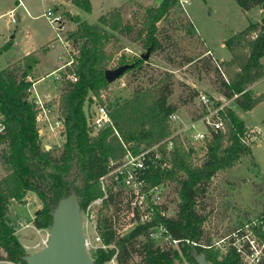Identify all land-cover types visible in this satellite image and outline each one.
<instances>
[{
    "label": "trees",
    "instance_id": "16d2710c",
    "mask_svg": "<svg viewBox=\"0 0 264 264\" xmlns=\"http://www.w3.org/2000/svg\"><path fill=\"white\" fill-rule=\"evenodd\" d=\"M64 1L72 2L83 10H91V0ZM236 1L244 11L257 8L264 11V0ZM176 2L162 0L158 6L147 7L141 26L136 29L125 21L119 7L102 14L99 22L147 49L151 47L154 52L162 47L163 39L170 38L168 33H162L158 24ZM69 17L77 27L66 34L65 40L76 52L71 53L73 62L66 69L74 71L78 80L72 81L65 74L59 88L58 110L64 125L61 147L43 145L36 112L28 98L31 85L28 77L37 62L35 50L22 58L25 65L20 74L17 65L20 63L0 71V112L7 125L5 134L0 136V144L4 145L1 158L7 170V174L0 177V264H4L3 261L27 264L24 256L28 253L8 217L11 201L24 202L28 192L35 193L42 207L36 211L33 224L44 228L52 223L57 201L72 189L77 192L82 209L101 196L99 177L111 168L112 158L118 160L125 155L128 144L132 150L138 151L142 146L153 145L173 133L170 115L179 108V104L169 101L173 93V74L164 72L160 78H150V85H136L126 98L109 94L103 99L102 91L111 84L106 80L105 71L122 45L99 25L79 16ZM188 32L192 34V25ZM226 44L231 58L220 62L225 67L227 78L217 67L214 69L217 89L224 97L233 98L238 108L250 110L264 100V92L255 94L250 89L264 75L261 61L264 56V14L259 21L250 23L228 38ZM8 47V43L0 47V55ZM144 63L142 57L132 61L122 58L118 65L131 64L126 72L135 71L138 75ZM190 92L187 96H180V104L189 103L199 94L196 89ZM94 95L106 104L111 118L109 126L95 128L88 121L85 106L93 102ZM218 115L224 121V129L215 130L208 126L211 136L201 161L188 162L180 136L174 135L170 138L174 147L169 151L173 171H163L158 167L156 175L151 176V180L166 178L179 184L181 199L176 215L159 218L175 238H191L198 242V246L188 245L184 240L177 247L156 245V241L149 237V224H138L122 234L116 221L125 205L124 191L110 188L104 207L112 208L111 214L98 221L100 236L109 248L96 249L95 264H103L114 256L118 264H175V260L181 258L180 252L191 264H198L193 255L195 251L204 253L213 264H241L236 252L230 251L221 257L213 246L210 247L211 239H205L202 229L205 217L197 207L199 197L206 193L219 170L233 167L244 156L253 153L249 129L235 109L223 107ZM160 149L165 155V148Z\"/></svg>",
    "mask_w": 264,
    "mask_h": 264
},
{
    "label": "rangeland",
    "instance_id": "374dc122",
    "mask_svg": "<svg viewBox=\"0 0 264 264\" xmlns=\"http://www.w3.org/2000/svg\"><path fill=\"white\" fill-rule=\"evenodd\" d=\"M28 8L27 13L23 7L17 6V0H0V47L6 43L9 47L0 55V71L9 65L20 63L18 73L24 69V55L35 50L37 62L31 71V79H37L43 74L52 71L56 66H63L71 59L70 54L76 50L69 43L65 45L66 34L76 29L77 24L69 17L79 16L91 24L99 25L104 30L112 33L115 41L122 45V49L115 54L110 61L109 68L118 67L121 59L132 61L140 58L146 53L147 48L131 38L123 36L99 22V17L114 7L122 8L123 16L128 24L134 29L141 26V21L146 8L158 6L162 0H91V10L86 11L76 4L64 0H23ZM185 1V0H184ZM186 11L178 2L173 6L167 16L159 22L162 33H168L170 38L163 39V45L158 50L150 52V56L143 64V70L137 75L135 71L125 72L117 80L110 84V87L102 91V97L107 95L117 98H126L132 92V88L140 84L146 86L150 78H160L162 73L173 74V93L169 101L179 104L175 115L171 120L173 133L153 144L157 149L167 147L166 141L174 135L180 136V141L187 153V161L195 163L201 161L210 139L208 124L205 120L211 119L215 112L223 107H231L241 119L245 121L249 129L248 134L259 131L250 140L252 143V154L244 156L238 164L225 170H219L213 178L207 191L198 199V210L205 219L202 223L204 236L211 239L213 249L223 257L230 251H234L230 246V237L237 229L245 227L247 223L264 214V100L250 110L238 108L233 98L224 97L217 89V75L215 67L222 75L225 74V67L220 62L228 60L231 54L228 50L226 40L247 27L250 23L259 21L264 11L260 8L247 12L244 11L236 0H187ZM17 6L15 18L11 21L8 12ZM49 8L57 9L63 13V25L59 29L52 26L44 13ZM58 13V12H57ZM33 17H32V16ZM192 23V24H190ZM192 25V34L189 26ZM164 35V36H165ZM66 41V40H65ZM66 46V47H65ZM73 58V57H72ZM194 59L193 61H189ZM264 64V56L261 58ZM220 66V67H219ZM60 72H64L61 70ZM55 75H50L44 79L37 87L43 93H50L59 101V88H55L51 81ZM150 85V84H148ZM191 89H196L200 94H206L212 98L210 107H204L199 99V94L189 103L180 104V96L190 94ZM255 94L264 92V75L250 86ZM92 101L100 102L95 95ZM90 105V106H88ZM55 115H59L58 104ZM87 111L94 112L93 103H87ZM202 116H199L201 115ZM200 117V118H198ZM198 118V119H196ZM204 119V120H203ZM90 123V119L88 120ZM92 125V123H90ZM193 125V126H192ZM64 127V125H63ZM205 134L204 139L195 137L197 133ZM43 145L62 146V137L53 136L47 130L42 136ZM147 144V143H146ZM130 144H128L127 148ZM4 145L0 144V177L7 174L6 167L1 158ZM150 147L142 146L141 149ZM174 147V141L172 146ZM131 149V148H130ZM164 162L167 164L166 171H173L171 154L165 153ZM122 160V158H120ZM119 161L111 159L110 162ZM162 164V165H163ZM163 167V166H162ZM164 169V168H163ZM79 183V182H77ZM151 185L158 184L161 193L159 203L166 208V215H176L180 195L179 184L172 180L163 178L153 179ZM100 184V183H99ZM110 183L107 185L108 188ZM101 187V185H100ZM102 195L93 199L84 209H82L85 225V235L88 242V249L96 258L95 251L98 248L107 249L108 245L103 240L98 231V221L101 217L111 214L112 208L104 207V195L106 192L101 187ZM150 195L149 201L152 202ZM159 204V205H160ZM42 207L38 196L33 192H28L24 202L13 200L9 205L8 217L15 225V234L24 247L26 253H32L41 249L37 244L49 233L50 225L44 228H37L33 224L36 211ZM130 214L119 216V222L126 229ZM127 216V217H126ZM129 216V217H128ZM159 219V217L156 215ZM118 220L116 221L119 223ZM29 224V226H26ZM120 226V225H119ZM129 230L126 229L127 233ZM100 236L101 239L98 237ZM188 245H192L191 238ZM156 245L161 247L173 246L167 242L157 241ZM175 245L174 247H177ZM181 258L175 260V264H191L187 256L180 252ZM240 257V254L237 253ZM241 261V257H240ZM4 264H19L11 261H3ZM103 264H118L115 256Z\"/></svg>",
    "mask_w": 264,
    "mask_h": 264
},
{
    "label": "built area",
    "instance_id": "2783aa9c",
    "mask_svg": "<svg viewBox=\"0 0 264 264\" xmlns=\"http://www.w3.org/2000/svg\"><path fill=\"white\" fill-rule=\"evenodd\" d=\"M178 2L186 11L185 3L187 4L188 1L178 0ZM18 4L23 5L22 0H19ZM15 13L16 8H13L8 12V15L11 16L12 22L17 21ZM44 15L52 26L58 28L59 25V29H61L60 27H62L64 21L63 13L57 11V9L49 8ZM63 41L66 46L69 45L68 41ZM70 56L71 59L68 60L66 64L64 63L63 66H60L47 74H43L35 80L31 79L30 76L28 77V80L31 82V85L28 88V98L34 106L36 123L42 136H44L46 131L49 130L53 136L62 137L63 121L59 115H55L57 109L56 106L58 104L55 101V97L50 93H43L37 85L50 75H55L51 84H54V87L57 89L61 87L65 74L66 78H69L72 81H77V74L74 71H67L66 69V67H70L73 62L72 55L70 54ZM61 70L64 72H60ZM199 99L204 107H210L212 105V98L206 94L200 93ZM92 103L95 108L94 112L87 111V117L88 120L90 119V123H92L95 128H101L105 126L106 122H111L110 114L106 105L97 101H93ZM214 114L215 115H213L211 119L207 118V120H205L206 123L212 129H224L223 119L218 115V112H215ZM170 118L171 120H174L176 118L175 113L170 115ZM6 129L7 125L4 115L0 112V136L5 134ZM258 132L259 131L254 130L250 137L252 138L254 135L256 136ZM195 137L203 140L205 134L199 132L195 134ZM166 144L167 147L165 146V153H168L170 151L168 149L172 146V140L169 139V141H166ZM126 149V153L122 157V160L119 159V161L110 162L111 168L99 177V183L103 191L106 192L104 198L108 196L110 188H112L113 191H124L125 205L119 212V216L122 215V213L125 215L128 213L130 214V217L128 216V227H126V229L130 230L138 224H149V237L156 242L163 241L173 246L178 245L183 240L189 242L187 238H175L160 220L161 217H167L166 208L162 207V204L158 201L160 200L159 194L161 193L158 184L151 185V176L156 175V169L160 167L161 170L165 171L167 168L166 162L163 164L164 158L162 157L165 155L162 154L160 147L155 149L150 145V147L138 151H134L130 148ZM109 183L110 188L107 187ZM150 195H156L155 197H152V202L149 201ZM156 215L160 218L158 219ZM117 220L119 222V217ZM26 226H29V224ZM117 227H119V231L122 234L126 231V229H123L124 227L120 222L117 223ZM98 238L101 239L100 236ZM48 240L49 233L45 238L41 239L37 246H41V248L44 247L47 245ZM192 245L198 246V242L192 241ZM211 246H213V244L210 245V247ZM230 246L240 254L241 264H264V214L247 223L245 227L234 231L230 237Z\"/></svg>",
    "mask_w": 264,
    "mask_h": 264
},
{
    "label": "water",
    "instance_id": "95a60500",
    "mask_svg": "<svg viewBox=\"0 0 264 264\" xmlns=\"http://www.w3.org/2000/svg\"><path fill=\"white\" fill-rule=\"evenodd\" d=\"M151 47L141 57L147 60ZM131 64L119 65L105 71L109 83L117 80ZM110 121L105 123L109 126ZM63 136L64 133L62 132ZM49 148V145H48ZM198 264H213L204 253H193ZM27 264H95L85 235L82 207L77 192L72 189L66 196L61 197L52 212V223L49 228L47 245L40 250L24 256Z\"/></svg>",
    "mask_w": 264,
    "mask_h": 264
},
{
    "label": "crops",
    "instance_id": "0c3cea01",
    "mask_svg": "<svg viewBox=\"0 0 264 264\" xmlns=\"http://www.w3.org/2000/svg\"><path fill=\"white\" fill-rule=\"evenodd\" d=\"M17 1H18V3H19V0H17ZM22 2H23V5H19V4H18L17 6H21V7H23L24 10H25L27 13H29L28 8H27V6L25 5V3H24L23 0H22ZM17 6H15V7H13V8H17ZM13 8H11V9H13ZM11 9H10V10H11ZM10 10H9V11H10ZM253 10H256V9H253ZM253 10H251V11H253ZM249 12H250V11H249ZM31 16H32V15H31ZM32 17H33V16H32ZM26 55H27V54H26ZM24 56H25V55H24ZM22 58H23V57H22ZM230 58H231V57H230ZM230 58H229V59H230ZM229 59H228V60H229ZM58 67H59V66H56V68H54L53 70L57 69ZM53 70H52V71H53ZM50 72H51V71H50ZM48 73H49V72H48ZM46 74H47V73H46ZM251 86H252V85H251ZM32 222H33V221H32Z\"/></svg>",
    "mask_w": 264,
    "mask_h": 264
}]
</instances>
